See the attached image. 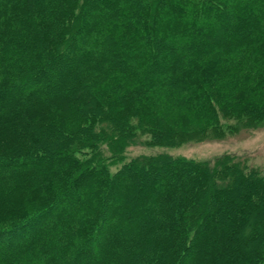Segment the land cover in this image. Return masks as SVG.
<instances>
[{
    "label": "trees",
    "instance_id": "16d2710c",
    "mask_svg": "<svg viewBox=\"0 0 264 264\" xmlns=\"http://www.w3.org/2000/svg\"><path fill=\"white\" fill-rule=\"evenodd\" d=\"M1 93L0 264H264L258 169L125 162L264 118V0H0Z\"/></svg>",
    "mask_w": 264,
    "mask_h": 264
},
{
    "label": "rangeland",
    "instance_id": "374dc122",
    "mask_svg": "<svg viewBox=\"0 0 264 264\" xmlns=\"http://www.w3.org/2000/svg\"><path fill=\"white\" fill-rule=\"evenodd\" d=\"M110 7L112 6H105L106 9ZM220 16L232 21L239 18L236 13H233L230 18L224 14ZM22 61L24 63L26 59L23 58ZM15 94L19 95L21 92H15ZM4 96L5 93H1L0 99ZM165 119L173 125H178L181 122V116L177 112L166 115ZM158 154H168L196 162L213 161L226 155L237 156L249 167L256 168L264 174V118L259 121L245 119L241 121L235 118H226L222 121L219 130H213L205 134H183L182 141L172 146L155 144L148 133H143L140 134L134 145L130 146L125 152V162L136 157ZM118 167L116 166L113 171ZM208 222L207 224H210ZM246 229L247 227L242 230L245 231ZM29 236H31L29 233L23 234L21 239H26ZM21 239H18V241Z\"/></svg>",
    "mask_w": 264,
    "mask_h": 264
}]
</instances>
